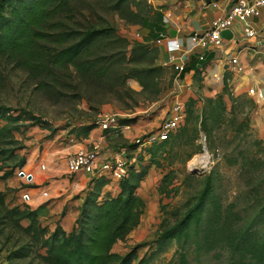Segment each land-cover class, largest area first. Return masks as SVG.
<instances>
[{
	"label": "rangeland",
	"instance_id": "obj_1",
	"mask_svg": "<svg viewBox=\"0 0 264 264\" xmlns=\"http://www.w3.org/2000/svg\"><path fill=\"white\" fill-rule=\"evenodd\" d=\"M114 1L68 0L67 8L55 18L68 28L112 26L131 42L139 41L129 38L126 24L140 22L141 15H149L150 4L147 0H130L136 10L132 12L126 7L112 10ZM62 70L59 78L49 83L51 86L38 85L23 68L0 53V104L20 117L21 125L13 131L24 145L16 151L18 155H24L30 147L40 151L50 138L67 144L78 140L76 127L94 122L105 112L115 113L118 121L129 120L123 129L126 135L130 129L136 135L154 130L164 115L159 113L160 107L164 102L169 106L177 91L164 68L158 75L157 90L142 87L129 77L125 80L126 91L108 88L117 78L116 70L95 82ZM227 70H223L219 81L216 74L198 70L190 79L182 120L170 137L126 154L135 171H144L135 189L144 208L138 224L123 239L116 240L111 250L123 254L136 246V257L130 264L138 259L142 264H172L177 257V240H163L162 234L188 209L192 213L188 218L194 215L195 219L181 225L182 231L186 226L188 231L178 240L183 242L187 264L225 262L227 246L217 244L219 231L236 241L246 230L262 231L264 99L248 94L249 85L234 90ZM212 81L217 85L212 86ZM200 133L205 135V145L214 153V160L208 170L194 173L186 163L200 151ZM117 142L121 148L130 146L127 138H117ZM12 162L11 158L0 159V165ZM3 201L11 205L5 198ZM27 222L26 218L15 222L12 215H0V264H48L41 257L44 247L22 230ZM240 230L242 233L235 234Z\"/></svg>",
	"mask_w": 264,
	"mask_h": 264
},
{
	"label": "trees",
	"instance_id": "obj_2",
	"mask_svg": "<svg viewBox=\"0 0 264 264\" xmlns=\"http://www.w3.org/2000/svg\"><path fill=\"white\" fill-rule=\"evenodd\" d=\"M67 1L0 0V53L23 68L38 85H48L56 80L62 69L69 70L75 77H83L87 82L99 81L109 71L116 70L117 78L108 85L109 89L128 90L125 80L131 77L142 87L148 85L157 90L158 75L163 66L156 61V44L131 42L112 26L68 28L62 20L55 18L67 8ZM130 3V0H115L110 7L112 10L126 7L135 12ZM144 16L141 15L140 22ZM48 43L53 45L48 46ZM56 92L61 93L59 89ZM18 120V114H11L7 106L0 104V159H13L10 165H0V177L10 174L24 161V155L16 152L24 145L13 135L21 125ZM119 122L128 123L129 120ZM94 126V122L83 123L76 127L75 135L85 137ZM143 174V169L135 171L129 165L127 175L118 182L119 190L103 195H100V188L106 179L92 175L90 188L88 185L74 224L68 231L57 224L50 230L37 218L35 208L25 203L22 206L5 205L3 191H0V215H12L15 222L20 218L28 220L22 230L44 247L41 257L48 264H130L136 257V246L123 254L112 251L111 246L139 222L144 201L135 189ZM190 211L186 210L175 225L162 234L163 240H177V257L172 264H187L183 242L178 240L188 231L187 226L182 231L181 225L190 222V218L195 219L194 215L188 218L192 214ZM247 232L244 235L240 234L241 230L236 232L240 234L237 241L218 232L217 244L223 242L227 246V258L219 264H264V220L260 234ZM135 264H142V259Z\"/></svg>",
	"mask_w": 264,
	"mask_h": 264
},
{
	"label": "crops",
	"instance_id": "obj_3",
	"mask_svg": "<svg viewBox=\"0 0 264 264\" xmlns=\"http://www.w3.org/2000/svg\"><path fill=\"white\" fill-rule=\"evenodd\" d=\"M147 2L152 11L149 15L144 14L141 22L126 24V30L129 38L153 43L158 31L168 35V28L175 31L173 37L180 42L179 53L183 62V69L179 73L164 64L167 51L162 44H156L158 50L156 61L163 66L170 77V83H174L177 88L172 95L173 99L182 102L185 100L190 89V79L198 70L216 74L219 81L226 68L234 90L240 91L249 85L248 87L259 89L262 92L260 99H264V6L257 16L249 19L256 30L255 36H245L241 32L240 22L235 21L232 25V34L224 41L222 47L200 50L191 47L188 35L206 29L210 21L222 14L233 0H147ZM198 53H201V58H198ZM228 55L236 56L242 67L239 71L226 64ZM207 80L206 82H210L208 78ZM215 84L216 81H212V86ZM167 105V102H164L159 113L163 114L168 108ZM123 129L112 131L94 126L85 137L71 143L50 138L44 141V147L40 151L36 147L28 148L24 153L23 163L7 176L0 177V191L4 192L6 202L25 203L35 208L37 218L50 230L57 224L64 231H68L74 224L92 174L68 172L65 166L66 155L76 149L90 148L94 145L100 158L108 156L120 148L117 138L119 141L126 138L129 141L136 135L134 129H130L127 135ZM107 187L113 190L112 194L119 190L118 185L113 182L103 184L100 190L103 191Z\"/></svg>",
	"mask_w": 264,
	"mask_h": 264
},
{
	"label": "built area",
	"instance_id": "obj_4",
	"mask_svg": "<svg viewBox=\"0 0 264 264\" xmlns=\"http://www.w3.org/2000/svg\"><path fill=\"white\" fill-rule=\"evenodd\" d=\"M264 6V0H233L225 11L215 16L209 23L208 27L199 33L188 35L191 47L202 49H219L222 47L226 39L220 34L223 29H229L232 32V25L235 21L240 22L241 32L247 37L256 35L255 28L250 23V17H255L260 13V9ZM154 43L162 44L167 51L164 64L179 73L183 69L181 60L180 42L173 36L164 32H158ZM201 58V53L197 54ZM226 64L231 65L236 71L242 67L235 55H228ZM247 93L262 98V92L254 87H248ZM183 102L179 99H173L165 110L164 115L160 117L158 124L154 130L146 131L140 135H134L130 140V146L127 148H119L108 156L99 157L96 147L92 145L90 148L76 149L69 152L65 157V166L68 172H87L94 176H102L106 179L104 184L115 183L118 185L120 179L124 178L128 173L129 163L127 161V153H132L135 148L144 150L152 143L170 137L174 129L177 128L182 120ZM95 125L100 129H110L119 131L121 128L128 127V123H120L115 113L105 112L94 121ZM205 135L200 133V151L193 155L187 163L186 167L189 171L194 169V173L204 172L208 170L214 160V153L207 149L205 145ZM112 194L113 190L107 187L100 190V195L104 193Z\"/></svg>",
	"mask_w": 264,
	"mask_h": 264
},
{
	"label": "water",
	"instance_id": "obj_5",
	"mask_svg": "<svg viewBox=\"0 0 264 264\" xmlns=\"http://www.w3.org/2000/svg\"><path fill=\"white\" fill-rule=\"evenodd\" d=\"M165 26H167V25H165ZM167 30H168L169 35H171V36H173L175 34V31L173 29L168 28ZM220 34L222 36H224L225 38H229L232 33H231V31L229 29H223V30L220 31ZM190 172H194V169L191 170Z\"/></svg>",
	"mask_w": 264,
	"mask_h": 264
}]
</instances>
